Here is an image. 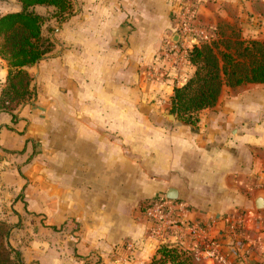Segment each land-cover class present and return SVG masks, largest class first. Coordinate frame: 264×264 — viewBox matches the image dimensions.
<instances>
[{
    "label": "crops",
    "instance_id": "0c3cea01",
    "mask_svg": "<svg viewBox=\"0 0 264 264\" xmlns=\"http://www.w3.org/2000/svg\"><path fill=\"white\" fill-rule=\"evenodd\" d=\"M3 1L11 9L0 16L19 10ZM72 1L66 21H49L52 51L26 69L35 98L0 112V218L20 224L10 245L23 264H150L159 246L177 244L158 239L140 207L169 189L200 230L194 248L177 245L188 264L264 261L254 205L264 190V84L224 86L187 125L169 112L183 83L156 62L180 0ZM195 1L198 23L264 40V0ZM7 74L0 58V90Z\"/></svg>",
    "mask_w": 264,
    "mask_h": 264
},
{
    "label": "trees",
    "instance_id": "16d2710c",
    "mask_svg": "<svg viewBox=\"0 0 264 264\" xmlns=\"http://www.w3.org/2000/svg\"><path fill=\"white\" fill-rule=\"evenodd\" d=\"M19 10L0 16V58L8 67L0 93V108L12 114L22 102L35 98L28 67L42 60L54 47L49 21L64 22L73 13L72 0H16ZM36 6L50 8L41 16ZM47 34V35H46ZM211 43L194 46L188 54L194 68L187 81L174 87L170 114L195 127L199 114L215 107L224 86L264 84V41L244 40L234 31L230 35L214 31ZM6 226V225H4ZM0 245V264H23L22 256L8 242L6 226ZM189 256L177 245H161L150 264H188Z\"/></svg>",
    "mask_w": 264,
    "mask_h": 264
},
{
    "label": "built area",
    "instance_id": "2783aa9c",
    "mask_svg": "<svg viewBox=\"0 0 264 264\" xmlns=\"http://www.w3.org/2000/svg\"><path fill=\"white\" fill-rule=\"evenodd\" d=\"M197 12L198 5L195 0L179 1L174 12L173 26L156 56L158 64L167 66L169 71L175 74V81L178 84L186 82L184 71L189 67L188 54L192 48L203 43H211L215 39L214 30L198 23ZM188 212V206L179 199L151 198L140 207L141 216L150 223L153 234L158 239L165 240L171 237L174 244L191 249L201 239L195 234L199 230L198 226L185 221ZM227 223L228 235L237 237L239 222L228 219ZM203 231L201 229L202 234ZM204 245L207 255L218 256L215 242H206ZM218 260L223 264H232L220 257ZM258 264H264V261Z\"/></svg>",
    "mask_w": 264,
    "mask_h": 264
},
{
    "label": "rangeland",
    "instance_id": "374dc122",
    "mask_svg": "<svg viewBox=\"0 0 264 264\" xmlns=\"http://www.w3.org/2000/svg\"><path fill=\"white\" fill-rule=\"evenodd\" d=\"M4 1L2 0V3H3ZM5 2H11V1H9V0H6ZM5 4V3H4ZM7 7V8H6ZM6 7H2V8H0L1 10H0V13H2V12H5V11H8V9H11L10 8V6L8 5V6H6ZM37 10H38V13H42L43 11H44V8L43 7H37ZM53 28V27H52ZM53 30H54V28H53ZM164 41V40H163ZM254 41H264V40H257V39H254ZM163 45V44H162ZM160 52V51H159ZM4 86H5V84H4ZM3 88V87H2ZM1 88V89H2ZM0 93H1V90H0ZM26 103H29V102H22V103H20L17 107L19 108L20 106H22V105H24V104H26ZM17 108V109H18ZM16 109V110H17ZM0 112H3L2 111V108H0ZM4 225H6V226H9L10 227V231H9V235H8V242H9V244H10V238L14 235V229H18L19 228V225L20 224H10V223H7L5 220H3L2 218H0V237H1V235H2V233L5 231V230H7L6 229V226H4ZM1 244H3V240H1V238H0V245ZM11 248L12 249H14V247H12L11 246ZM15 250V249H14ZM16 251V250H15Z\"/></svg>",
    "mask_w": 264,
    "mask_h": 264
},
{
    "label": "water",
    "instance_id": "95a60500",
    "mask_svg": "<svg viewBox=\"0 0 264 264\" xmlns=\"http://www.w3.org/2000/svg\"><path fill=\"white\" fill-rule=\"evenodd\" d=\"M177 37H175V41ZM166 198L169 200H178V192L175 189H169L166 192ZM254 205L259 211L264 212V190H257L254 194Z\"/></svg>",
    "mask_w": 264,
    "mask_h": 264
}]
</instances>
